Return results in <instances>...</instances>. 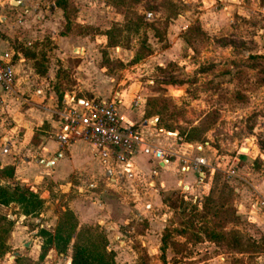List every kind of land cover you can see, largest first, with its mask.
Segmentation results:
<instances>
[{
    "label": "rangeland",
    "instance_id": "1",
    "mask_svg": "<svg viewBox=\"0 0 264 264\" xmlns=\"http://www.w3.org/2000/svg\"><path fill=\"white\" fill-rule=\"evenodd\" d=\"M26 1L36 6L16 13V5L6 3V10H0L7 18L6 24L0 18V41L9 52L33 54L39 71L45 63L52 66L55 84L63 90L73 82L79 49L89 44L92 53L99 54L97 66L121 82V87L130 85L153 113L148 117L156 118L157 126L176 131L184 142L209 145L204 147L216 170L209 183L208 203L205 196L163 194L157 211L162 225L148 227L144 220H133L120 225L117 239L102 224L88 225L104 234L106 252H113L114 262L264 264V248L237 253L193 236L203 238L199 227L207 225L234 229L242 239L262 244L264 205L256 202L262 195L251 186L264 191V13L260 10L264 0H66L64 11L55 7V0ZM43 22L49 26L38 32ZM193 24L199 25L203 36L189 32ZM106 30L111 32L113 46L106 44ZM51 35L62 38L59 46L50 40ZM143 46L149 54L131 63ZM240 147L249 152L239 151ZM229 169L234 174L227 175ZM254 202L260 211L250 212ZM57 210L56 224L62 209ZM16 211V205L0 207V215L12 221L0 239L11 255L15 251L5 243L12 237ZM219 214L226 220L215 223ZM36 216L27 218L24 230L52 233L56 224L49 231ZM2 225L0 220L1 229ZM165 227L176 245H168L161 257L159 239ZM178 229L183 233L177 234ZM48 252L44 251L42 260L18 256L16 264H46Z\"/></svg>",
    "mask_w": 264,
    "mask_h": 264
},
{
    "label": "crops",
    "instance_id": "2",
    "mask_svg": "<svg viewBox=\"0 0 264 264\" xmlns=\"http://www.w3.org/2000/svg\"><path fill=\"white\" fill-rule=\"evenodd\" d=\"M10 1L0 0V10H6L5 4ZM15 2L16 13L26 10L27 6H36V3L26 0ZM0 18L7 23L3 15ZM41 26L38 32H43L44 26L49 25L43 22ZM61 39L50 36L57 46ZM6 48L5 42L0 41V50ZM76 50L73 49L74 52ZM79 51V61L73 66V82L63 90L55 84L56 69L47 67L45 63L41 72H37L34 56L31 58L11 51L15 73L13 93L0 89V168L13 166V179L10 182L38 193L43 206L35 220L41 227L44 224L50 227L47 229L49 231L56 224L57 208L63 210L64 207L74 214L79 225L102 224L111 231L114 239H117L116 234L120 235V225H127L133 220H144L148 227H158L162 225L161 214L157 211L163 205V194L178 191L195 198L208 194L213 174L209 169L212 166L209 153L205 149L209 145L191 143V147H188L176 131L157 126V121L153 123L151 117L145 116L144 101L136 91L130 85L121 87V82L97 66L99 54L92 53L89 44ZM112 98L120 101L117 110L124 125H133L143 139L172 152L175 157L157 160L140 154L127 163H120L114 159L109 148H98L83 141L61 145L56 140L62 128L59 113L63 109L77 108L76 104L90 99ZM180 156L202 157L207 166L197 170L183 168ZM183 186L186 187L184 192ZM251 187L255 194L262 195L259 197L264 199V191H259L258 185ZM254 211H260L255 202L251 204L250 212ZM260 214H263L261 219L264 222V208ZM14 215L15 221L10 231L12 237L5 245L15 252L14 255L6 252L0 257V264H14L16 256L28 255L33 258L39 255L42 238L36 231L24 230L29 216L17 211ZM62 257L54 249H49L46 264H66L68 258ZM10 258H13L12 261Z\"/></svg>",
    "mask_w": 264,
    "mask_h": 264
},
{
    "label": "trees",
    "instance_id": "3",
    "mask_svg": "<svg viewBox=\"0 0 264 264\" xmlns=\"http://www.w3.org/2000/svg\"><path fill=\"white\" fill-rule=\"evenodd\" d=\"M137 1V0H131ZM55 7L60 8L64 11L67 7L66 0H55ZM189 32L203 36L202 31L198 24H193L188 28ZM110 30H106L104 35L106 36L107 46H113L114 43L110 41L111 36ZM26 56L33 58V54L27 52L23 53ZM149 54V49L142 47L141 51L136 50L131 63L137 62L144 56ZM37 72H41L37 70ZM58 92V91H57ZM61 97V96H60ZM145 116L148 117L153 115L145 109ZM177 136H179L177 134ZM188 143V141H185ZM243 156V155H239ZM13 179V166H5L0 168V205L6 206L8 204H14L18 207V212L24 216L37 215L43 206V201L38 197L37 192L31 191L28 187L19 185L14 182H10ZM209 195L205 196L204 203L210 201ZM182 203V201H180ZM204 203L202 205V210L204 209ZM207 208H205L206 212ZM204 212V211H203ZM221 213V212H220ZM0 220L3 221V225L0 228V239L3 233L8 232L12 225V221L6 220L3 215H0ZM226 220V216L219 214L217 217V222ZM214 224V223H213ZM202 230L203 238L198 237L196 241L206 240L210 241L218 246H224L227 249L236 251L237 253H252L256 251H261L264 248V237L261 238V243H255V241L250 239H242L236 230H224V229H213L207 225H202L199 227ZM177 234H182L183 231L178 229L175 231ZM37 235L42 237L46 236L44 242L40 246V252L38 259L42 260L44 257V251L50 249V245L53 247L57 254L67 255L70 259L69 264H117L113 260V252H106L107 240L103 233L98 230L97 226H88L84 224H78L74 214L66 207L60 211L58 216V221L55 229L52 233L46 232L43 229L37 231ZM171 232L167 227L163 228V233L160 236L159 250L161 252V257L163 256L165 249L168 245L171 247L176 245L175 242L170 241ZM44 244L47 245L44 248ZM50 244V245H49ZM6 248L0 244V257L6 252ZM18 256L15 257L14 262L17 263Z\"/></svg>",
    "mask_w": 264,
    "mask_h": 264
},
{
    "label": "built area",
    "instance_id": "4",
    "mask_svg": "<svg viewBox=\"0 0 264 264\" xmlns=\"http://www.w3.org/2000/svg\"><path fill=\"white\" fill-rule=\"evenodd\" d=\"M260 10L264 13V7ZM13 65L12 53L0 50V89L5 93H13L15 79ZM119 102L116 98L90 99L85 103L76 104L77 108L63 109L59 113L62 128L57 133L56 140L61 145L83 141L98 148H109L114 159L120 163H127L132 157L140 154L157 160L174 158L172 152L158 148L143 139L133 125L123 124L117 110ZM202 145L207 143L204 142ZM187 146L191 147V143H187ZM179 161L183 168L193 170L207 166L204 158L199 156H180ZM209 169L211 172L216 170L214 166H209ZM225 173L232 175L234 171L229 169ZM182 190L184 192L186 187L183 186ZM256 202L264 205L262 197Z\"/></svg>",
    "mask_w": 264,
    "mask_h": 264
},
{
    "label": "water",
    "instance_id": "5",
    "mask_svg": "<svg viewBox=\"0 0 264 264\" xmlns=\"http://www.w3.org/2000/svg\"><path fill=\"white\" fill-rule=\"evenodd\" d=\"M10 3H11L12 5H16L15 0H11ZM64 97L68 98L70 101H74V99L71 98V97H68V95H65ZM152 121H153V123H155L156 118H152ZM167 133H168V134H174V133H172V132H168V131H167ZM239 151H241V152H242V151H243V152L246 151L245 153H247L248 148L240 147ZM42 163H43V162H42ZM69 263H70V259L67 260L66 264H69Z\"/></svg>",
    "mask_w": 264,
    "mask_h": 264
},
{
    "label": "bare ground",
    "instance_id": "6",
    "mask_svg": "<svg viewBox=\"0 0 264 264\" xmlns=\"http://www.w3.org/2000/svg\"><path fill=\"white\" fill-rule=\"evenodd\" d=\"M246 151H244V153H245Z\"/></svg>",
    "mask_w": 264,
    "mask_h": 264
}]
</instances>
